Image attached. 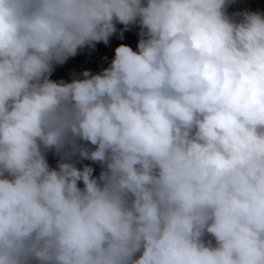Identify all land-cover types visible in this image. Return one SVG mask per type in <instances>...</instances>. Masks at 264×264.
<instances>
[{"label": "clouds", "instance_id": "9594fccd", "mask_svg": "<svg viewBox=\"0 0 264 264\" xmlns=\"http://www.w3.org/2000/svg\"><path fill=\"white\" fill-rule=\"evenodd\" d=\"M230 3L0 0V264H264V13ZM117 23L137 50L50 79Z\"/></svg>", "mask_w": 264, "mask_h": 264}, {"label": "trees", "instance_id": "16d2710c", "mask_svg": "<svg viewBox=\"0 0 264 264\" xmlns=\"http://www.w3.org/2000/svg\"><path fill=\"white\" fill-rule=\"evenodd\" d=\"M230 16L235 15L236 20L242 19L238 14L243 12H261L264 13V0H232L227 7ZM141 28L138 24L124 26L116 24V31L109 37L108 42H96L94 46H84L78 49L75 56L69 57L63 64H56L53 67L50 79L54 81L71 82L73 79H82V73L88 71L92 74L99 73L102 69L109 66L114 58L115 49L120 45H127L134 51L137 50V44L141 39ZM86 143V142H85ZM88 147H92L88 145ZM49 165L53 168L57 166L60 156L54 151L46 154ZM73 161L77 167L89 165L93 167L94 176H99L102 166L99 163L92 162L88 159L80 158L78 155L73 156ZM82 187V182H79Z\"/></svg>", "mask_w": 264, "mask_h": 264}]
</instances>
